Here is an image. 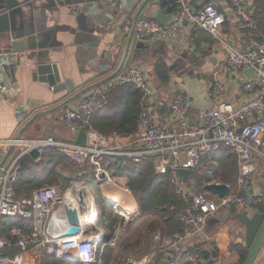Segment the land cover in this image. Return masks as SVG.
Returning a JSON list of instances; mask_svg holds the SVG:
<instances>
[{"label":"built area","instance_id":"1","mask_svg":"<svg viewBox=\"0 0 264 264\" xmlns=\"http://www.w3.org/2000/svg\"><path fill=\"white\" fill-rule=\"evenodd\" d=\"M163 1L175 10V14L165 24L155 16H142L137 22L136 35L142 40L170 41L175 40L187 27L202 29L210 34L213 43L203 42V48H210L211 43L223 44L225 60L215 71L213 82L210 83L214 107L204 109L200 113L199 123L194 125L188 116L193 105L190 94L177 89V81H171L175 91L168 102L170 117L161 120L158 107L162 98L154 73L137 63L108 83L84 93L76 104L64 110L67 123L86 131L84 143L62 140L53 135L33 139L22 136L0 139V226L4 217L33 221L31 231L25 232L14 226L7 236H0V264H41V251L59 256L70 254L82 264H101V251L106 243L100 245L93 243V240L103 236V231L97 237L95 230H89L87 225L80 222L81 230L75 235L53 238L48 230L63 209L67 219V211L71 209L79 221L78 213L86 215L92 209L99 223L100 213L93 191L88 189L92 196L89 202L86 190L82 189L87 185L82 179L85 177L97 180L102 200L113 203L117 211L125 212V217L133 214L118 200L123 195L122 190L131 194L132 191L125 183L120 184L112 169L105 165V158L111 156L129 158L136 163L151 160L157 174L167 173L168 167L172 168L173 171L169 173L171 184L176 194L184 198L188 205L177 216L182 228L168 236L160 250L165 264H201L203 260L200 254L187 247L188 240L201 233L221 207L238 205L253 212L264 201V188L256 186L261 162L264 161V41L242 48L224 40L222 33L225 19L215 0H161L157 5L160 7ZM229 2L241 27L255 26L253 7H250L249 0ZM133 24V18H122L117 26H120L121 34L125 35L132 31ZM249 69H253L251 77L247 75ZM227 79L240 85L244 93L242 101L225 99ZM116 85H133L140 90L142 111L134 132L107 136L91 126V119L95 112L106 106L107 93ZM1 87L7 90V86ZM16 116L18 122L22 123L28 118V113L16 109ZM23 146L21 154L7 167H3L2 160L10 148ZM222 147L230 148L237 156V187L235 192L215 201L194 191L190 182L183 181L176 170H195L204 157ZM48 148H55L75 162L79 166L78 176L81 179L70 184H46L31 197L19 198L16 184L23 155L35 151L41 157ZM65 247L71 249L72 253L61 252Z\"/></svg>","mask_w":264,"mask_h":264},{"label":"crops","instance_id":"2","mask_svg":"<svg viewBox=\"0 0 264 264\" xmlns=\"http://www.w3.org/2000/svg\"><path fill=\"white\" fill-rule=\"evenodd\" d=\"M30 1L31 0H22L23 17H21L19 14L16 16V18L18 19V20L16 19L17 20L16 26L18 28L20 27L19 24L20 18L23 19V22L28 27L29 26L28 24H30L31 19H33V13L36 12L38 14L44 11L43 4L46 2V0H33V2L37 6L36 10L33 8V6H30L29 3ZM141 1L142 0H138V2L135 3L133 12L127 11L121 14V19L133 18L134 13L137 12V10L140 7ZM215 2L219 12L223 15L225 19L224 30L222 33V37L224 38V40L232 42L235 45L242 48L249 47L258 42L255 39L256 37L252 36L247 31V29L250 28H243L239 25V22L234 12L232 11L229 0H215ZM249 2H250V7L251 8L253 7L252 10L254 13L253 1L249 0ZM163 6L165 5H161L159 7L157 4H153L148 10H146L147 12L145 16L147 15L156 16L158 10ZM168 8L169 9L166 11L165 15L169 20V18L175 14V10H173L170 7ZM67 9L68 8L66 9L61 8L60 12L55 11L52 15L54 23L56 24L55 26H57L58 28L56 33L58 36L56 40H57V45L59 44V46L55 51H53L50 54L49 62L56 63L59 67L63 81L67 79H72L75 85L74 90L79 91L89 86L91 83L95 82L96 80L108 76L110 72L101 76L97 74L93 77L92 74L86 71L87 69H89L90 66L88 64L82 65V61L84 58L88 56L87 45L84 44L85 42L82 37L77 36L78 33L76 32L75 20L73 17L67 14L68 13ZM117 25L118 23L117 24L115 23L114 27L110 29L108 34L104 36L100 46V52H103V50L105 49L114 48L116 44L120 43L121 41L123 42V39L126 40L129 37L131 32L123 35L121 34L120 26ZM196 30L197 29H191L186 27L175 40H170V41L155 40L152 41L153 44L151 45H145V42L150 40H142L136 35L135 41L137 44H139L138 46L142 47L141 48L142 50L137 53L133 52L126 66V68H128L129 66L137 63L142 64L151 71H153L154 73L153 76H154L155 72L152 67L153 66L152 64L158 58L161 57L165 58V56H167L168 53L170 52L173 54H175L176 52H178V54L181 53L180 55H182L183 57H187L188 55H193L192 57L196 56L200 60L199 63L200 66L203 65L206 66L204 62L205 61L207 62L208 59L211 62L210 64L211 67L208 69L210 71L209 76L201 77V76H197L196 74H192V75H189V73L186 74L190 76L189 79L201 78L203 80L201 89L202 91L205 92V95H203L205 107L199 108V106L192 105L193 107L190 109L188 113V116L194 125L199 123L200 113L205 108H209L215 105V100L210 92V83L213 82L215 71L218 69L220 65L224 63L225 60V52H224L223 44H219V43L212 44L213 43L212 39L211 41H209L205 38L201 39L199 45L196 44V39H194L195 37L193 36V32ZM199 34L200 33L197 32V38H199ZM208 35L210 36V34ZM202 36L204 35L202 34ZM203 42L204 43L212 42L210 48H203L202 46ZM82 47L84 48L83 51L81 50ZM22 60H23V64L19 66V68L16 71H12L10 75L4 76L3 73H0V139L17 137V135L21 133L25 124H28L31 121L30 125L23 131L22 137L24 138L33 139V138H41L48 135H53L62 140L76 142L82 129L78 130L76 125L69 124L65 121L64 110L67 107L76 104L77 100L80 97L75 99L71 103L60 107L62 102H64L73 95V91L69 92V90H64L62 92L55 93L47 83L41 81L39 78L34 77L36 61L26 58H23ZM190 62L194 66H197V63L193 62V60L190 59ZM144 63H149V66H146ZM113 70H115V68ZM189 79H185L184 81H181L179 80L178 77H174L171 78V81L172 82L177 81L178 85L176 86V88L179 90L183 89L189 93L191 90V83L188 81ZM171 81L169 83V86H165V87H162L159 82H156L157 87L159 89V94L162 98L160 102V106L158 107L159 118L161 120H168L170 117L168 102L173 97L175 91V90L173 91L172 88L173 85L171 84ZM235 82L236 81L227 79L224 97L225 99H228L230 101L240 102L244 99V93L242 91V88H239L240 85L236 84ZM3 85L7 86V90L2 89L1 86ZM198 91L200 92V90ZM194 103H195V96H194ZM16 109H20L28 113V118L26 119V121L22 123L18 122L16 116ZM110 134L114 136V134L116 133H109L105 135L108 136ZM24 147L25 146L20 148L11 147L8 154L2 160L1 164L3 165V167H7L19 154H21ZM220 150L218 152H214V154L211 156L204 157L203 159L205 160L203 162L202 159L198 169H200L202 172L203 171L210 172V170L212 169L211 163L216 165L218 163L219 157L222 161L223 159L224 162L225 160L227 161L228 157L225 155L218 156L215 160V157L219 155ZM29 154L31 153H26L25 155H23L22 160L24 156H27ZM226 154L235 155L234 152L233 153L230 152ZM62 155L65 156L64 154ZM39 161H41L40 156L37 158L36 162ZM63 167L64 166L62 164H59L57 167V172L61 174L62 177L61 180L52 183L47 182L43 184V186L46 184H56L59 182H62L64 184H70L75 180L81 179L77 173L78 179L74 178L73 180H69L71 179L72 177L71 175L73 173L72 171H70V169H68V167L65 168ZM262 167H264V161L261 162L260 168ZM112 172L114 176L117 178L118 182H120V184L125 183L126 186L128 187L129 180L127 177L126 179L120 177L121 174L117 173L115 168H113ZM194 173L190 177V184L194 187V191H196L195 189L196 187L192 179ZM42 176H40L38 179H41ZM82 179H84L85 181V180H90L92 178L85 177ZM221 182H217V183H221ZM208 183H212V181ZM256 186L264 188L263 185L260 184L258 176L256 178ZM37 189L33 190L31 195ZM122 193L125 198H130V199L133 198L135 201V205L130 206L131 208L129 207L130 211L133 212L134 214L132 220L133 222L136 216L135 214L138 213V209H139L138 202L135 197L129 196L126 193V191L122 190ZM208 193L210 192L208 191ZM99 197L101 198V195ZM216 197L218 200L219 197L217 195ZM102 206L100 205L97 206L100 213L99 221L101 225L106 220V218L103 219L102 212L104 208L106 207L109 208L110 205L106 206L104 203H102ZM258 206L254 209L253 212L260 211L259 210L260 206L259 207ZM244 210H245L244 208L238 205L221 207L220 210L209 219L206 228L201 233L196 234L195 236H193L188 240L187 247L192 251L200 254L203 260L201 264H240V253L238 251V248L242 246L246 247L245 226L235 218V214ZM253 212H249V213L252 214ZM87 215L85 216V218H86L87 228L89 229V224H91V217ZM61 219L63 220V217L61 218L60 216L59 223L61 222ZM56 222L58 223V219H56ZM62 222L65 221L63 220ZM55 228H58V226H56ZM102 231H103V235H106L105 230L103 228ZM162 235H163L162 238L159 236L158 239L162 240L164 245L165 240L167 239L168 236H170V233L166 232L165 234ZM137 264H165L163 259V253L161 251L160 252L155 251L153 253L151 252L147 254L145 257H143L139 262L137 261ZM254 264H264V244L262 245L260 252L256 256Z\"/></svg>","mask_w":264,"mask_h":264},{"label":"water","instance_id":"3","mask_svg":"<svg viewBox=\"0 0 264 264\" xmlns=\"http://www.w3.org/2000/svg\"><path fill=\"white\" fill-rule=\"evenodd\" d=\"M137 2L138 0H46L43 4L44 11L38 14L34 12L28 27L20 18V27L18 28L16 16L19 14L23 17L22 0H0V73H3L4 76L10 75L12 71H16L23 64V58L35 60L34 77L47 83L55 93L64 90L73 91V95L62 102L60 107L71 103L84 93L117 77L126 68L132 53L142 50V47L138 46L139 44L135 41L137 22L146 15V10L153 4H159L161 0H142L139 9L133 15L134 24L129 37L116 44L114 48L100 52L104 36L114 27L115 23L120 22L121 14L127 11L133 12ZM29 3L36 10L37 6L33 0ZM61 8H68L67 14L73 17L76 23L77 36L82 37L84 44L87 45L88 56L82 61V65L88 64L90 66L86 71L93 77L97 74L101 76L110 72L108 76L96 80L79 91L74 90L75 85L72 79L63 81L56 63L49 62L50 54L59 46L56 40L58 28L55 26L52 15L55 11L60 12ZM168 9V6H163L158 10L155 17L159 22L165 24L168 21L165 15ZM151 44H153L152 41L145 42V45ZM81 50L83 51L84 48L82 47ZM114 68L115 70H113ZM247 75L251 77L253 69L247 70ZM190 102L191 104L194 103L193 95L190 96ZM30 123L31 121L25 124L17 138L22 136L23 131ZM86 138V131L82 129L76 142L84 143ZM172 171V168L168 167L167 173ZM176 172L183 181L189 183L195 170L179 168ZM258 179L264 187V167L259 170ZM205 187L219 198L231 193L230 185L225 182L207 183ZM111 204L113 206V203ZM67 216L69 224L66 227L60 228V230H58L59 228L48 230L51 237L60 238L80 232L81 228L76 213L69 209ZM235 218L245 226V246L249 249V253L243 264H254L256 256L264 244V211H255L251 214L244 210L235 214ZM104 242H107L105 235L93 240V243L102 244ZM62 256L79 262L70 254H63ZM127 264H136V262L130 261Z\"/></svg>","mask_w":264,"mask_h":264},{"label":"trees","instance_id":"4","mask_svg":"<svg viewBox=\"0 0 264 264\" xmlns=\"http://www.w3.org/2000/svg\"><path fill=\"white\" fill-rule=\"evenodd\" d=\"M252 1L254 4L253 18L256 21V26L247 29V31L256 37L255 39L258 42H261L264 41V0ZM162 4L166 5V2L163 1ZM197 32L200 33L199 38H197ZM193 36L196 39L197 45L200 44L202 38L211 41V37L202 29L194 31ZM152 65L155 72L154 79H157V82L162 87L168 86L171 81L172 72L165 58L156 59ZM141 111V91L133 85H116L110 88L107 93L106 106L94 113L91 119V126L103 134L116 133L128 135L136 130ZM229 151L232 152L228 147L221 148L215 160L218 156L222 155L229 158H227V161L231 160L228 162L225 160L224 162V159L222 161L219 157L216 165L211 163L212 169L210 172H204L203 174L198 169L200 165L195 169L192 179L198 192L208 193L205 185L213 177H219L223 182L229 183L231 185V192H235L238 178V160L237 156L235 157L236 154H226L230 153ZM38 157L39 154L33 151L31 154L24 156L22 160V168L16 184L17 196L19 198L30 197L33 190L42 187L47 182L52 183L61 180V174L57 172L59 164H62L63 168L68 167L72 171L73 174L69 180L78 179V165L63 156L56 149L50 148L48 151L46 150L41 156V161L36 162ZM104 163L112 171L115 168L117 173L127 172L126 174L121 173V175H127L129 180L128 187L136 196L139 205L138 214L135 216L133 223H137L144 217L156 216L163 222L162 234L167 232L171 235L177 229L182 228V223L177 216L186 208L188 202L176 194L171 184L169 173L157 174L151 160L136 163L129 158L111 156L105 158ZM40 176L42 178L38 179ZM102 202L106 206L110 205L104 200ZM259 206V210L264 211V201ZM14 226L28 232L33 229V221L19 217H4L1 221L0 236H7ZM111 227L113 228V226ZM238 251L240 253V264H243L249 253V249L242 246L238 248ZM101 252L103 264H110L114 247L110 246L107 241ZM40 260L41 264H82L64 256L49 254L46 251L40 252Z\"/></svg>","mask_w":264,"mask_h":264},{"label":"rangeland","instance_id":"5","mask_svg":"<svg viewBox=\"0 0 264 264\" xmlns=\"http://www.w3.org/2000/svg\"><path fill=\"white\" fill-rule=\"evenodd\" d=\"M180 54L181 53L178 54V52H176L175 54L170 52L167 56H165L167 64L171 67V78L178 77L179 80L184 81L185 79H189V75L192 74H196L197 76L201 77L210 75V71L208 69L211 67V62L208 59L207 62H204L206 66H200V60L196 56L192 57L193 55H188L187 57H183ZM190 59L193 60V62L197 63V66H194L190 62ZM144 64L146 66H149V63ZM187 73H189V75H186ZM155 81L157 82L158 80L156 79ZM188 81L191 83V90L189 93L190 95L195 96V103L193 104V106H199V108L205 107L203 100V95H205V92L201 89L203 80L201 78H190ZM198 90H200V92ZM212 107H214V105ZM205 109H211V107ZM121 173L126 174L127 172H120L119 174ZM120 177L126 179L127 175H120ZM211 181L221 182L222 180L219 177H213ZM85 183H87V185L93 190L96 205L102 206L103 202L102 198L99 197L100 188L97 180L92 178L90 180H85ZM109 189L113 191L112 187H110ZM195 189L198 192V189ZM127 194L131 197L133 196L136 198L133 192L132 194ZM204 194L212 200H217V197L214 194ZM118 200L123 206H125V208H129L130 206L135 205V201L133 198H125L123 195L118 197ZM119 212L120 211H117L114 207H106L102 212L103 219L106 218V220L104 221L105 224L103 223L101 225L99 221V224L101 225H99L100 229L102 230L103 228L105 230V237H107L108 242H111L109 245L114 247V253L112 254L110 264H127L130 261L139 262L143 257L151 252H160L161 248L163 247V241L158 239L159 236L161 238L163 236V225L161 219L156 216H148L144 217L137 223H133L132 220L134 214L125 217V215H123L125 212H120V214ZM137 214L138 213H136L135 215ZM111 226H113V228ZM101 264H103V262Z\"/></svg>","mask_w":264,"mask_h":264},{"label":"bare ground","instance_id":"6","mask_svg":"<svg viewBox=\"0 0 264 264\" xmlns=\"http://www.w3.org/2000/svg\"><path fill=\"white\" fill-rule=\"evenodd\" d=\"M90 187L88 186V185H84L83 187H82V189H84V190H86L85 191V195L88 197V200H89V202H91L92 201V196H91V194L88 192V189H89ZM93 191V190H92ZM117 190H116V193L115 194H117ZM85 196V197H86ZM110 204V203H109ZM110 206L111 207H113L112 206V204H110ZM77 212V211H76ZM65 213H66V211L63 209V211H60L57 215V219H58V223L56 222V219L53 221V223L51 224V230H55L56 228V226H58V230H60V228L62 229V228H64V227H66L68 224H69V221H68V219L66 218V216H65ZM61 214H63V215H61ZM87 215V214H86ZM86 215H84V213H78V217H79V219H80V223L82 224V225H86V218H85V216ZM60 216H61V218L63 217V220L65 221V222H62L63 220L61 219V222L59 223V220H60ZM87 216H90L91 217V224H89V229L92 231V230H95L96 232V235H97V237H99V236H101L102 235V230L100 229V224L98 223V221H97V219L95 218V214L93 213V210L92 209H90V211H89V213H88V215ZM87 228V227H86ZM94 232V231H93ZM65 237V236H64ZM104 243H106V242H104ZM61 252H64V253H72V250L71 249H66V247L65 248H62L61 249Z\"/></svg>","mask_w":264,"mask_h":264}]
</instances>
